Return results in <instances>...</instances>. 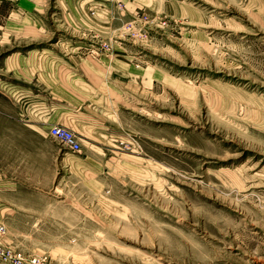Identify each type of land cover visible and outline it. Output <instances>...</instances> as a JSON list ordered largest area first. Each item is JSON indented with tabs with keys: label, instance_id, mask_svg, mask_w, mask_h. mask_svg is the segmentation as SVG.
I'll return each mask as SVG.
<instances>
[{
	"label": "rangeland",
	"instance_id": "374dc122",
	"mask_svg": "<svg viewBox=\"0 0 264 264\" xmlns=\"http://www.w3.org/2000/svg\"><path fill=\"white\" fill-rule=\"evenodd\" d=\"M0 204L46 264H264V0H2Z\"/></svg>",
	"mask_w": 264,
	"mask_h": 264
},
{
	"label": "crops",
	"instance_id": "0c3cea01",
	"mask_svg": "<svg viewBox=\"0 0 264 264\" xmlns=\"http://www.w3.org/2000/svg\"><path fill=\"white\" fill-rule=\"evenodd\" d=\"M2 0H0L1 3ZM57 55V56H56ZM23 57V58H22ZM56 57V58H54ZM43 56V55H32V54H26L25 56H21L19 60H13L11 61V59H9V63L8 65L10 66H14V67H18L19 70L21 71V68L23 67L24 69H27V73L30 72L31 74L29 75L30 80H32V83L35 87H38L39 89H42L43 93L45 96L49 95L47 90H50V93H54L53 90L58 89V86H61L63 88H67V89H75V84H74V74H76V71L80 69L81 65L84 63V58L81 56H72L69 55L68 52H61V55L59 54H55V56ZM71 58H77L76 60H70ZM52 59V62H55L54 59H56V62H59V60L61 59V63L59 64L61 67L67 66V70L72 69V73H70L68 75V73L66 74V76L64 77L65 80V84H61V82H58V84H53L52 82H56V79L53 77L52 78V82L48 81H44L41 82V78L42 76L44 77L43 72L41 71L42 75L40 74V69L38 67L45 65V66H49V67H54L53 64L50 65L49 63V59ZM4 66H8L7 65V58L4 60ZM57 70V66L54 67ZM58 73V70H57ZM20 80L21 77L19 76ZM69 78V79H68ZM80 78V77H79ZM24 82H27V79L21 80ZM20 88V92H19V100L21 102V99L24 98L27 95V88L26 86H19ZM25 90V92H23L22 90ZM37 89V88H35ZM36 96L38 95L37 93L35 94ZM82 101V100H80ZM78 103V104H77ZM77 103H65L64 106L67 108V111L69 114L74 115L75 118L77 119V117H79L82 113H83V109L86 108V105H82V103L80 104V102ZM25 113V110L20 108V114L23 115ZM52 118L54 121L58 120L57 117H50ZM52 124V123H51ZM9 206H7L6 204H0V216L5 215V213H8ZM4 213V214H3ZM0 227H3V231H0V240H2V234L5 231V226L4 225H0ZM0 248L2 249H11V246L9 244H4L0 241ZM15 251V250H14ZM0 264H5L2 260V257L0 256Z\"/></svg>",
	"mask_w": 264,
	"mask_h": 264
},
{
	"label": "built area",
	"instance_id": "2783aa9c",
	"mask_svg": "<svg viewBox=\"0 0 264 264\" xmlns=\"http://www.w3.org/2000/svg\"><path fill=\"white\" fill-rule=\"evenodd\" d=\"M49 135L72 152L81 151V143L77 134L67 127L53 124L49 127ZM3 231V227H0ZM0 256L5 264H46L45 257L37 255L25 256L14 250L0 248Z\"/></svg>",
	"mask_w": 264,
	"mask_h": 264
}]
</instances>
